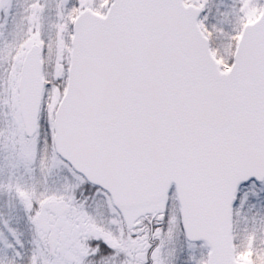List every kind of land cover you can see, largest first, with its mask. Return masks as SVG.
<instances>
[{
	"label": "snow or ice",
	"instance_id": "6c2138e0",
	"mask_svg": "<svg viewBox=\"0 0 264 264\" xmlns=\"http://www.w3.org/2000/svg\"><path fill=\"white\" fill-rule=\"evenodd\" d=\"M0 264H264V0H0Z\"/></svg>",
	"mask_w": 264,
	"mask_h": 264
}]
</instances>
